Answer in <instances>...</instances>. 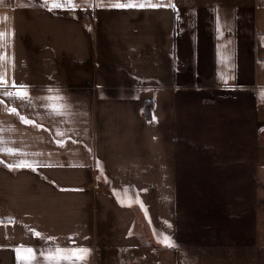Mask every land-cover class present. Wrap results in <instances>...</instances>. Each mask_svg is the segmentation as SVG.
<instances>
[{
  "label": "crops",
  "instance_id": "1",
  "mask_svg": "<svg viewBox=\"0 0 264 264\" xmlns=\"http://www.w3.org/2000/svg\"><path fill=\"white\" fill-rule=\"evenodd\" d=\"M117 2L0 0V264H264V0Z\"/></svg>",
  "mask_w": 264,
  "mask_h": 264
},
{
  "label": "snow or ice",
  "instance_id": "2",
  "mask_svg": "<svg viewBox=\"0 0 264 264\" xmlns=\"http://www.w3.org/2000/svg\"><path fill=\"white\" fill-rule=\"evenodd\" d=\"M42 7L47 6L49 11L55 10V9H63V10H75L76 5L74 3V0H43V3L41 5ZM93 6H104L101 0V3L99 4H94ZM110 7L117 8V9H124V8H159V7H170L173 10H175V4L171 3L169 0V3L165 4L163 3V0L159 3H152V0H142L140 3H135L133 0H129L128 3H114L110 4ZM5 39V34L0 33V41H3ZM7 57L6 56H0V63H3L6 61ZM6 81L5 78L2 74H0V87H6ZM13 87L17 89L15 93L11 92H6L5 95L8 96H15L17 99L20 100H27L29 99L28 95V87L26 85H16L13 82ZM51 91V90H49ZM39 99H52L51 97H42ZM56 99L59 100H64V97H57ZM262 99H264V93H262ZM50 110L57 114L60 115L62 114L63 110L67 107L68 105H50ZM12 114H16V109H11ZM20 120L22 123L25 124H32L33 122L24 118L20 117ZM62 146V145H61ZM0 153L8 154V155H13L15 154L13 149H8V148H0ZM2 163V161H0ZM10 170L16 168V169H22V168H28L33 171H35V167L32 163L30 162H20L16 165H7ZM170 226V225H169ZM37 236H39V233H36ZM159 243H162L166 247H176L174 242L171 240L170 237L168 236H162L161 239L158 241ZM21 250H17L18 255ZM24 255H22L20 258L24 260L25 264H31V262L36 258L34 250L31 248H26L22 250ZM89 254L88 249L84 248H74V249H69V248H56L54 250H49L48 255L45 257L47 261H49V264H61L62 261H66L67 264H82V262L87 258Z\"/></svg>",
  "mask_w": 264,
  "mask_h": 264
},
{
  "label": "rangeland",
  "instance_id": "3",
  "mask_svg": "<svg viewBox=\"0 0 264 264\" xmlns=\"http://www.w3.org/2000/svg\"><path fill=\"white\" fill-rule=\"evenodd\" d=\"M98 264H108L107 258L100 255V257L98 259Z\"/></svg>",
  "mask_w": 264,
  "mask_h": 264
},
{
  "label": "bare ground",
  "instance_id": "4",
  "mask_svg": "<svg viewBox=\"0 0 264 264\" xmlns=\"http://www.w3.org/2000/svg\"><path fill=\"white\" fill-rule=\"evenodd\" d=\"M100 188H105V187H101V186H100Z\"/></svg>",
  "mask_w": 264,
  "mask_h": 264
}]
</instances>
